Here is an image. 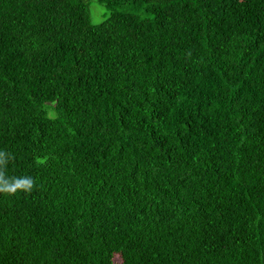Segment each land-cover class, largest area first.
<instances>
[{"label":"trees","instance_id":"trees-1","mask_svg":"<svg viewBox=\"0 0 264 264\" xmlns=\"http://www.w3.org/2000/svg\"><path fill=\"white\" fill-rule=\"evenodd\" d=\"M0 152V264H264V0H0Z\"/></svg>","mask_w":264,"mask_h":264},{"label":"clouds","instance_id":"clouds-1","mask_svg":"<svg viewBox=\"0 0 264 264\" xmlns=\"http://www.w3.org/2000/svg\"><path fill=\"white\" fill-rule=\"evenodd\" d=\"M5 153L0 152V166L6 163ZM33 179L30 177H5L4 171L0 170V193L15 194L18 190L30 191L33 187Z\"/></svg>","mask_w":264,"mask_h":264},{"label":"rangeland","instance_id":"rangeland-1","mask_svg":"<svg viewBox=\"0 0 264 264\" xmlns=\"http://www.w3.org/2000/svg\"><path fill=\"white\" fill-rule=\"evenodd\" d=\"M93 7H92V12H97L96 10L98 9V8H100L97 4H93L92 5ZM100 9H102V8H100ZM100 20H102V18H97V17H95V19H94V22H98V21H100ZM116 261H118V260H116Z\"/></svg>","mask_w":264,"mask_h":264}]
</instances>
